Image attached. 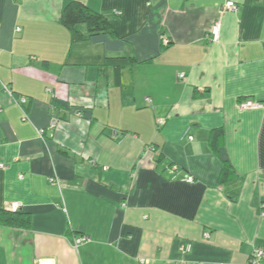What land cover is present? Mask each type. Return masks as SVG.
Masks as SVG:
<instances>
[{
	"label": "crops",
	"instance_id": "crops-1",
	"mask_svg": "<svg viewBox=\"0 0 264 264\" xmlns=\"http://www.w3.org/2000/svg\"><path fill=\"white\" fill-rule=\"evenodd\" d=\"M69 1L0 0V210L31 218L0 226V264H247L264 248V107L240 103L264 104V0H75L115 34L76 44ZM118 57L139 61L120 85L100 70ZM216 129L236 172L222 185Z\"/></svg>",
	"mask_w": 264,
	"mask_h": 264
},
{
	"label": "trees",
	"instance_id": "trees-1",
	"mask_svg": "<svg viewBox=\"0 0 264 264\" xmlns=\"http://www.w3.org/2000/svg\"><path fill=\"white\" fill-rule=\"evenodd\" d=\"M60 21L62 25L70 32L71 41L73 44L90 41L93 37L99 35L115 36L110 21L101 13L89 8L87 5L79 1H69L64 7ZM81 25L86 26L87 33L80 32L77 28ZM139 61L134 57H118L106 58L105 63L100 66V70L112 68L114 71V82L116 85L121 84L122 71L127 67H134ZM70 103L68 101L53 100V107L70 110ZM225 133L222 129H216L211 132L209 146L212 152L219 158L222 163V172L219 177V184H225L231 179L235 178L236 172L231 164L227 149L225 146ZM153 151L156 148L153 147ZM63 156H70L67 151L60 150ZM170 173H178L179 168L173 165L167 167ZM31 218L28 214H23L20 211L12 212L10 210H0V226L26 230L30 228Z\"/></svg>",
	"mask_w": 264,
	"mask_h": 264
},
{
	"label": "built area",
	"instance_id": "built-area-1",
	"mask_svg": "<svg viewBox=\"0 0 264 264\" xmlns=\"http://www.w3.org/2000/svg\"><path fill=\"white\" fill-rule=\"evenodd\" d=\"M225 9L231 10V11H236L238 8H237V5H235L234 3L231 2V3H227V5L225 6ZM221 27H222L221 22H216L214 24V26L211 30L214 41H218V39L220 37ZM185 78L186 77L184 74L179 75V80H184ZM8 92L11 94V91L8 90ZM27 103H28L27 99H25V98H20L19 100H17V104L21 105V106H24ZM263 107H264L263 103L252 101V100H245V101L240 103V108L242 110L262 109ZM77 116L82 117L83 113L77 112ZM158 124H159V126L165 125V120L164 119L159 120ZM58 126H59V119L53 118L51 121V124H50V129L52 131L56 130L58 128ZM44 133H45L44 130L41 131V134H44ZM190 139H192V137ZM152 150H153V148H152ZM2 168H3V165L0 164V169H2ZM175 168L176 167H174V169ZM51 182L55 183L56 180L51 179ZM186 182L187 183H193L194 179L192 177H188L186 179ZM21 208H22V204L12 203L9 210L12 212H18V211H20ZM208 236H209V234L206 233L205 237H208ZM89 240H90V238L88 236H80L74 240V245H75V247H78L79 245L84 244V243L88 242ZM191 249H192L191 244H183L180 247V251L182 253H189L191 251ZM141 264H147V262L145 260H142ZM247 264H264V248H254L252 254L250 255V257L248 259Z\"/></svg>",
	"mask_w": 264,
	"mask_h": 264
}]
</instances>
